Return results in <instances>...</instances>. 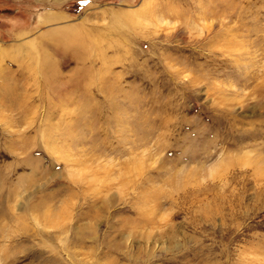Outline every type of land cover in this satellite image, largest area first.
Returning a JSON list of instances; mask_svg holds the SVG:
<instances>
[{"label": "rangeland", "instance_id": "obj_1", "mask_svg": "<svg viewBox=\"0 0 264 264\" xmlns=\"http://www.w3.org/2000/svg\"><path fill=\"white\" fill-rule=\"evenodd\" d=\"M0 264H264V0H0Z\"/></svg>", "mask_w": 264, "mask_h": 264}]
</instances>
